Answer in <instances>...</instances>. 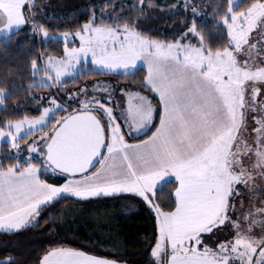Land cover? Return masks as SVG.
I'll return each mask as SVG.
<instances>
[{"label": "crops", "instance_id": "0c3cea01", "mask_svg": "<svg viewBox=\"0 0 264 264\" xmlns=\"http://www.w3.org/2000/svg\"><path fill=\"white\" fill-rule=\"evenodd\" d=\"M25 3L29 1L0 0V40L24 28L25 16L29 24L30 9L22 12ZM126 42L130 47L146 44ZM118 46L122 49L124 45ZM150 46L133 51L141 56L140 67L146 71L144 83L152 95L124 86L128 91L119 106L105 101L104 108H97L109 117L110 123L114 119L110 132L119 128L115 136L109 134L99 166L87 175L68 178L62 185L43 182L36 167L0 169V204L5 206V214L34 205L41 209L63 196L84 200L78 195L84 191L95 192L92 198L122 193L152 201L149 197L156 189L174 180L178 183L175 210L162 211L161 219L156 214V258L170 247L178 248L185 238L196 237L223 221L233 193L228 188V178L233 174L226 173L223 165L219 167L221 173L215 172L219 159L216 149L236 126L226 91L197 64L194 56L168 49L164 43ZM154 97L161 108L159 124L146 139L132 141L153 127L158 113ZM62 188L68 194L57 196ZM171 251L168 259L163 261L162 257V264H228L227 260L197 253Z\"/></svg>", "mask_w": 264, "mask_h": 264}, {"label": "trees", "instance_id": "16d2710c", "mask_svg": "<svg viewBox=\"0 0 264 264\" xmlns=\"http://www.w3.org/2000/svg\"><path fill=\"white\" fill-rule=\"evenodd\" d=\"M71 1L73 2V0H33L32 5L34 3L36 5L35 9L32 7L33 20L42 24L45 31L53 36L61 33H77L78 25L95 7L97 13L103 12L104 15H108V19L104 17L102 23L109 26H128L147 39L169 45L180 42L175 39L177 33L183 32L184 25L190 23L195 16L193 26L196 27L209 51L220 52L230 48L227 42L229 34L219 23V14L214 7L220 5V12H223L229 7L225 0H194L195 4H201V16L190 11L192 5H189V11L186 12L183 0H139V2L138 0H87L86 4L73 8L69 6ZM232 1L238 2L235 8L237 12L264 2V0H231V3ZM140 4H143V8ZM214 25L217 26L214 27ZM187 37H192V34ZM197 45L200 46L201 42H197ZM50 56H65L64 42L53 38L44 40L40 33L32 32L30 24L11 37L0 40V94L2 92L6 94L0 100V130L5 129L7 124L12 122L26 118H40L44 110L52 106L53 100L63 101L61 95L63 90L71 92L86 83L102 78L113 79L123 86L137 87L152 95L144 83L146 71L143 68L132 74H108L93 71L89 65L88 70L80 72L74 78L66 79L59 87L42 85L38 83L40 76H43L42 70L39 69L36 74L34 66L41 65L43 60ZM153 100L158 107L153 127L147 134L132 141L146 139L157 128L161 108L155 97ZM76 111L78 110L74 108L68 109L67 112L57 111L43 129L20 139L25 141L35 134H48V137L41 142L43 156H37L32 161V164L39 169L43 182L62 185L69 178L49 167L44 160V147L55 127L65 117ZM100 118L106 129L108 143L109 123L104 117L100 116ZM17 164H21L20 169H25L31 163L14 154L11 144H0V169L8 170ZM177 186V181L172 180L156 189L154 202L161 211L171 213L175 210L174 193ZM234 193L235 190L232 193L234 201L232 208H235L238 200ZM262 195L264 197V191L260 196ZM41 212L42 214L54 212L58 225L63 220L62 235L67 237L73 247H92L102 240L110 247L120 249L116 255L121 260L127 261V264H160L154 256L159 240L156 213L144 199L138 196L119 194L87 200L63 196L43 206ZM231 212L228 202L226 213ZM226 213L220 223L230 219ZM46 226L47 221H43L40 227L19 234H0V259L6 262L10 259L11 264H35L33 252L38 242L46 240L50 235H55V232L46 233ZM216 226L217 224L212 225L200 233L198 250L200 255L205 254L211 258L222 259L223 254L219 248L209 247L214 245L215 237L209 239L206 236L209 230ZM236 228H238L237 223L231 220L225 229L218 232V236H229L227 234ZM154 235L155 246L151 247ZM150 247L151 253H149ZM171 255L172 251L167 249L163 261Z\"/></svg>", "mask_w": 264, "mask_h": 264}, {"label": "rangeland", "instance_id": "374dc122", "mask_svg": "<svg viewBox=\"0 0 264 264\" xmlns=\"http://www.w3.org/2000/svg\"><path fill=\"white\" fill-rule=\"evenodd\" d=\"M28 1L27 10L30 9V12H28V17L30 19L29 24L32 25L34 21L32 13L33 0ZM86 3L87 0H73V2H70L69 6L73 8ZM237 5V1H232L231 6L234 7V9ZM195 6L201 13V4H195ZM232 15L246 21L245 30L242 32L232 25L229 26L228 34L232 36L237 44L235 49L230 47L220 52L209 51L203 39L199 36L195 26H193L192 37H186L182 43L178 42L176 44L166 45L168 49L180 51L187 55L189 54L188 56H194L193 59L197 60V64L206 69L210 77L216 80L218 86L226 91V98L234 111L236 126L231 135L216 149L219 159L214 170L216 173H221L219 167L222 165L226 166L225 172L233 174L228 178L229 190L232 188V192H234V190L239 188L240 194L236 196L238 200L234 208V214H236L239 219V224H237L238 228L236 229H239L241 226L249 227L247 225V216L245 215L247 209L264 208V197L263 195L260 196L264 191V166L259 164L254 165V158L245 153L246 149L243 147L245 137L243 129H245L247 125H251L250 123L252 122V114L249 111L247 94L251 93L252 87L255 86L264 89V61L260 60L254 64L248 58H244L243 53L251 47L250 45L252 43H249V37H251V41L253 42L255 40V35L262 34V29L264 28V2L256 3L245 11L237 12L234 10ZM104 17L108 19V15H104ZM254 29L256 31H253ZM91 31L95 38L101 42L100 46L106 49L105 51L93 50L92 53L89 54L88 49L81 44L80 38L76 37V33H61L57 36L47 33L46 37L43 33H40V36L46 41L53 37L57 40H62L65 47V56H50L45 58L41 65H35V73L37 74L39 69H41L43 73L38 83L59 87L66 79L74 78L80 72L88 70L87 66L89 65L90 69L96 72L132 74L141 68V56L133 50L149 48L152 43H161L139 35L128 26H109L106 23H102V21H98L95 28ZM126 40L139 41L138 43L146 41V44L139 45L140 47L132 45L130 47L131 54L122 55L121 52L123 47L121 49L118 45H124ZM197 42H201V45L198 46ZM126 91L128 90L124 86L109 78H102L91 83H86L81 88L74 89L71 92H64L63 90L61 93L63 101L59 102L53 100L52 106L45 109L40 118H26L18 122H12L7 124L5 129L0 130V144H11L14 154L23 158L24 161L31 163L28 167H36V165L32 164V161L36 159L37 156H43L41 142L48 137V134H35L25 141H20V139L40 131L42 126L46 124V120L49 117H53L57 111L64 110V112H67L70 108L79 110L86 106L91 107L96 111L98 116L106 119L109 123V127L111 123L115 126L114 119H112L110 123L109 117H105L97 108H104L103 103L105 101L111 103L115 102V104L119 106L123 101V95H125ZM4 95H6L5 92L0 94V100L5 97ZM245 121L247 125L244 124ZM118 129L117 127L110 132L111 136L118 134ZM20 166L21 164H17L14 168L20 169ZM66 194H68L66 188H62L57 196ZM150 198L152 201L147 200L146 202L152 207L158 218L161 219L163 212L154 202L153 193L149 199ZM233 222L236 223L234 220ZM251 227L254 228V231L247 239L240 240L237 238L235 239V243L230 242L228 245L219 248L223 254V260L228 261L229 256L239 255L236 248L240 245L243 246L247 256L250 257L254 254V245L264 242V225L255 224ZM199 235L185 238L184 242L180 243L178 248L170 247V250L175 249V251L183 252V254L197 253L200 255L198 250ZM227 235H229V233ZM237 236H239V233H237ZM257 237H259V239H257ZM163 243L164 241L161 242V246ZM224 248H227L228 251H224ZM180 254L182 253H179V255ZM163 255L165 256V252ZM163 255L157 257L160 264L163 262ZM203 256L209 257L205 254ZM233 264H236V262L234 261Z\"/></svg>", "mask_w": 264, "mask_h": 264}, {"label": "snow or ice", "instance_id": "6c2138e0", "mask_svg": "<svg viewBox=\"0 0 264 264\" xmlns=\"http://www.w3.org/2000/svg\"><path fill=\"white\" fill-rule=\"evenodd\" d=\"M225 3L229 4V7H227L223 12H220V5L214 6L219 14V23L224 26L226 32L229 31L230 25L234 26L241 32L244 31L246 21L240 17L232 15L235 9L231 6V0H225ZM183 4L186 12L189 11V5H192L190 9L192 13L195 15L202 14L195 6L194 0H183ZM32 7L35 9V3L32 5ZM140 7L143 8V4H140ZM27 9L28 4L25 3L22 12H26ZM102 20H104V13H97L95 7H93L89 12L88 17L78 25L76 37L80 38L81 44L88 49L89 54H91L93 50H98L101 52L106 50L100 46L101 42L95 38L91 31L95 28L97 22ZM23 23L28 24L27 16L24 17ZM194 24L195 16H193L190 23H186L184 25L183 32L177 33L175 39L182 43L189 34L193 33ZM215 26L217 25H214V27ZM31 30L33 33H43L45 37L47 36L44 26L36 21L32 22ZM137 30L139 31V29ZM253 31L256 30L254 29ZM53 39H55V37H53ZM227 42L231 48L235 49L237 47V44L231 35H228ZM249 43H253L251 41V37H249ZM121 54H131V48L128 42L124 44ZM239 194V188H237L234 195ZM78 195L82 199L86 200L94 197L96 193L84 191L78 193ZM233 203L234 201L232 200V196H229V208L232 209V212L226 213V216H229L230 219H226L223 223L217 224L216 228L210 229L206 234L209 239L215 237L214 245H209V247L214 246L215 248H222L224 245H228L230 242L235 243V239L237 238L240 240L247 239V237L250 236L254 231V228L251 227L252 225H264V208H249L245 212V215L247 216V225L249 227L241 226L239 229H232L229 236H218V232L222 229H225L230 224L231 220H235L236 223L239 224L238 216L234 214L235 209L232 208ZM4 208L5 206L0 204V234H19L21 232L28 231L29 229L40 227L43 221H47V226L45 228L46 233L55 232V235H50L46 240L38 242V246L33 252L35 264H127V261L121 260V258L117 257L116 255V252L120 251V249H114L112 246L110 247L102 240L94 244L92 247L71 246L67 237L62 235L63 220H61V223L58 225L54 212L42 214L41 209L34 205L5 214ZM237 233H239V236H237ZM257 239H259V237H257ZM201 243H204L203 239L201 240ZM154 246L155 235L153 237V244L151 247ZM121 247H123V245H121ZM151 247L149 249V253H151ZM254 249V254L249 257L244 252L243 246H238L236 251L239 253V255L229 256L228 264H233L234 261L236 264H264V242L254 245ZM224 251H228V249L224 248ZM0 264H11V260L9 259L6 262L5 260L0 259Z\"/></svg>", "mask_w": 264, "mask_h": 264}, {"label": "water", "instance_id": "95a60500", "mask_svg": "<svg viewBox=\"0 0 264 264\" xmlns=\"http://www.w3.org/2000/svg\"><path fill=\"white\" fill-rule=\"evenodd\" d=\"M107 147L100 116L94 109H79L55 127L44 147V160L59 174L81 177L99 166Z\"/></svg>", "mask_w": 264, "mask_h": 264}, {"label": "flooded vegetation", "instance_id": "af4514ba", "mask_svg": "<svg viewBox=\"0 0 264 264\" xmlns=\"http://www.w3.org/2000/svg\"><path fill=\"white\" fill-rule=\"evenodd\" d=\"M262 30V34L255 35L251 47L243 53V57L254 64L260 60L264 61V28ZM247 99L252 122L251 125H247L246 121L244 123L248 127L243 129V147L246 149L245 153L254 158V165L264 166V89L259 86L252 87Z\"/></svg>", "mask_w": 264, "mask_h": 264}]
</instances>
